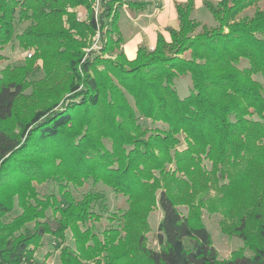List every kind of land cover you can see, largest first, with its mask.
Instances as JSON below:
<instances>
[{
	"label": "trees",
	"instance_id": "trees-1",
	"mask_svg": "<svg viewBox=\"0 0 264 264\" xmlns=\"http://www.w3.org/2000/svg\"><path fill=\"white\" fill-rule=\"evenodd\" d=\"M94 1L0 0V48L16 39L33 50L0 73V264H39L43 237L63 240L67 230L74 250L61 248V264H264V2L205 0L215 26L192 17L193 0L175 2L169 40L157 33L152 50L140 44L128 59L119 11L143 3L101 0L95 16ZM16 21L28 24L16 32ZM96 34L99 49L85 52ZM186 75L191 91L180 98L173 81ZM139 117L165 127L144 128ZM49 180L64 203L39 196L35 184ZM87 181L128 204L101 237L87 224L99 220L93 206L103 194L75 199L70 191ZM156 201L162 217L153 249L144 233ZM201 206L220 213L221 230L250 254L218 258Z\"/></svg>",
	"mask_w": 264,
	"mask_h": 264
},
{
	"label": "rangeland",
	"instance_id": "rangeland-1",
	"mask_svg": "<svg viewBox=\"0 0 264 264\" xmlns=\"http://www.w3.org/2000/svg\"><path fill=\"white\" fill-rule=\"evenodd\" d=\"M264 0L258 1V6H261ZM101 5H99V10H101ZM254 8H249L245 10L242 15L250 16L253 13ZM76 14L78 19H85L86 18V10L83 7H76L75 8ZM99 14V13H98ZM198 20H201L202 23H205L210 26H215L216 23L214 22L212 15L210 12L205 8H198L196 9L195 13L193 14ZM106 21V19H105ZM28 22H15V29L16 32H20ZM108 28V27H107ZM106 30V28H104ZM92 45L91 47L88 46L84 49L85 52L91 50L92 52H96L100 47V37L99 34L91 37ZM33 52L32 49L23 50L19 47L16 39H13L12 42L5 45L3 48H0V73L1 70L5 66H14L23 62L25 56H30ZM188 52L184 53V56H188ZM37 65L39 67L42 66L41 60L37 61ZM247 65V62L242 60L239 63L240 67H244ZM42 70H38L36 74L33 76L34 79H38L42 76ZM258 81L262 82V77L260 74H256L253 76ZM174 88L180 98L187 96L191 91V81L188 75L186 76H178L173 81ZM128 100L131 104L133 101L131 97L128 96ZM253 118H257L254 116ZM138 122L141 124L142 127L147 129H153L155 127L164 128L165 125L161 122H153L150 119H146L143 117L138 118ZM180 137V144L177 146V149H183L185 147V142ZM104 144L107 148H110V142L108 140H104ZM204 165L207 169H210L211 163L209 161H204ZM169 166V165H168ZM171 166V165H170ZM223 182V180H221ZM36 191L38 192L40 197L45 195L54 194L58 196L64 203V199L58 192L57 183L49 180L42 184H35ZM70 191L75 199H79L82 195L88 191H95L100 192L103 194V200L97 202L93 209L94 211L99 214V220L94 222H89L87 225H93L94 231L101 237V232L106 228L117 226L118 221L117 219H111L113 214H121L127 210L128 204L126 202V198L121 194H116L111 190V188L107 187L102 183H98L93 185L91 181H87L81 187H70ZM209 195L214 196L215 190L213 188L209 189ZM157 196V195H156ZM203 206V205H202ZM200 207V221L204 224L207 231L209 232L212 240V244L217 251L218 258H228L232 251L240 249L246 254H250V250L247 247L243 246V241L237 237L236 235H230L225 233L221 230L220 222L222 219V215L218 212L210 213L204 207ZM179 211L183 215H187L189 211V207L185 204H178L177 205ZM19 212L17 207H14V210L7 216V219L12 218ZM47 216H51V210L48 209L46 211ZM162 217V209L159 203L156 201L152 209L147 213L146 216V223L148 226V230L144 233L145 245L148 248L158 249L159 244L156 239L157 234V225ZM68 247L70 250H74V243L71 238L70 230H67L65 233V238L63 240L52 238L51 236H44L42 239V248L38 249L35 253V260L39 264H61L59 260V252L62 247ZM86 264H93V261H88Z\"/></svg>",
	"mask_w": 264,
	"mask_h": 264
},
{
	"label": "crops",
	"instance_id": "crops-1",
	"mask_svg": "<svg viewBox=\"0 0 264 264\" xmlns=\"http://www.w3.org/2000/svg\"><path fill=\"white\" fill-rule=\"evenodd\" d=\"M124 1L127 2L129 0ZM131 1L141 2L143 6L136 9L124 4L119 11L118 26L123 39L121 48L128 59H133L135 57L137 47L140 44L146 46L148 49L153 48L157 33H161L166 40H169L167 28L178 27V18L174 3L186 2V0ZM204 1L205 0H193L194 7L192 17L196 9H207L204 5ZM208 1L216 3L218 0ZM199 21L202 22L201 20ZM41 248L42 246L40 249Z\"/></svg>",
	"mask_w": 264,
	"mask_h": 264
},
{
	"label": "built area",
	"instance_id": "built-area-1",
	"mask_svg": "<svg viewBox=\"0 0 264 264\" xmlns=\"http://www.w3.org/2000/svg\"><path fill=\"white\" fill-rule=\"evenodd\" d=\"M99 5H101V0H95L92 4L93 10H94V14L95 16L98 15V13L100 12L99 10ZM153 48H150V50H152ZM30 55V54H29Z\"/></svg>",
	"mask_w": 264,
	"mask_h": 264
}]
</instances>
